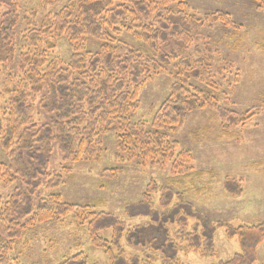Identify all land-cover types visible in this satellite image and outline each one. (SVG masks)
Instances as JSON below:
<instances>
[{"label":"trees","instance_id":"trees-1","mask_svg":"<svg viewBox=\"0 0 264 264\" xmlns=\"http://www.w3.org/2000/svg\"><path fill=\"white\" fill-rule=\"evenodd\" d=\"M18 20L14 0H0V63H13L18 51L24 76L22 88L12 92L8 110L0 108V144L7 157L6 163L0 162V181L11 184L18 178L25 187L24 192L15 190L0 209V264H20L8 253L27 229L68 215L86 224L91 245L103 251L109 264H181L177 259L180 252L214 257L218 227L224 229L227 239H237L240 244V253L218 264H254L256 249L264 242V220L239 227L214 224L182 194L174 196L153 181L146 185L138 206L145 209L150 222L134 228H127L111 214L93 212L89 205L65 203L58 194L35 197L44 185L50 189L60 181L57 175L48 180L55 143L64 162H78L96 157L101 136L112 133L118 163L171 164V173L182 174L193 170V157L189 151L179 150L168 134L188 114L212 109L222 127L247 123L252 115L230 113L216 105L210 91L192 86L191 82L208 74L205 59L180 57L194 45L205 23L220 21L231 26L228 15L215 12L198 18L187 0H72L39 27L24 31L17 46ZM122 33L141 45L136 48L120 40ZM60 37L72 52L66 63L48 60L46 55L52 43L45 41ZM90 38L100 44L96 51L85 49ZM169 66L176 71L174 81L167 98L152 110L150 124L132 122L141 88ZM206 83L212 86L210 78ZM108 172L112 176L119 173ZM224 190L240 196L241 181L225 179ZM153 193H160L159 206L169 209L167 213L150 208ZM133 208L127 206L126 210ZM189 221H194L191 231L187 230ZM167 224L176 226L173 237ZM104 230H110V241L99 237ZM122 241L149 252L143 258L129 257ZM87 262L81 252L59 264Z\"/></svg>","mask_w":264,"mask_h":264},{"label":"rangeland","instance_id":"rangeland-1","mask_svg":"<svg viewBox=\"0 0 264 264\" xmlns=\"http://www.w3.org/2000/svg\"><path fill=\"white\" fill-rule=\"evenodd\" d=\"M70 1L14 0L19 16L15 28L16 45L21 43L24 31L39 27ZM187 3L198 18L219 12L227 14L232 23L231 26L220 21H211L210 25L205 23L194 45L180 56L190 55L193 60L203 58L208 63V74L191 82L192 86L210 91L220 108L233 114L252 115V118L242 126L225 128L215 110H195L188 114L183 123L168 134L169 140L178 143L179 150L189 151L193 157V170L182 174L171 173V164L159 167L141 166L138 162L118 163L112 133L101 136V151L96 157L78 162H64L55 143L49 160L51 175L48 180L57 175L60 181L50 189L44 185L35 197L58 194L65 203L89 205L93 212L111 214L127 228H134L150 222L144 215L145 209L138 206L143 202L146 185L153 181L157 186L170 189L174 196L182 194L214 224L225 222L239 227L264 220V0L260 3L252 0H187ZM118 38L136 48L141 45L127 33ZM48 42L52 43V49L47 52V59L66 63L72 55L66 40L63 37L48 38L45 43ZM99 45L90 38L85 49L96 51ZM18 54L17 51L13 63H0V108L6 111L12 92L23 86ZM175 73L174 66L166 67L141 88L132 122L150 124L152 110H157L169 95ZM208 78L213 87L206 86ZM0 162H7L1 144ZM112 170L119 173L112 176L108 172ZM225 179L241 181L242 194L228 195L224 190ZM15 190L25 191L20 179L11 184L0 181V209ZM159 196L160 193L151 194L150 208L165 214L169 209L159 206ZM127 206L134 208L127 211ZM188 224L187 230L191 231L194 221ZM165 227L173 237L176 226L167 224ZM98 235L111 240L110 230ZM2 243L0 236V245ZM122 245H125L123 241ZM214 247V257L180 252L177 259L181 264H218L240 253L238 240L227 239L221 227L215 230ZM125 248L129 257L143 258L149 252L148 248L126 245ZM81 252L87 256V264H109L103 251L91 245L86 224H80L68 215L27 229L16 240L8 257L20 264H59ZM254 264H264V242L256 249Z\"/></svg>","mask_w":264,"mask_h":264}]
</instances>
